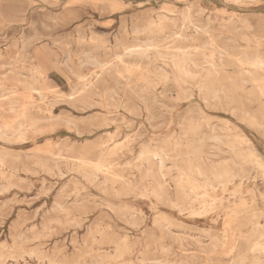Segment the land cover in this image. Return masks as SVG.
<instances>
[{"label":"rangeland","instance_id":"1","mask_svg":"<svg viewBox=\"0 0 264 264\" xmlns=\"http://www.w3.org/2000/svg\"><path fill=\"white\" fill-rule=\"evenodd\" d=\"M244 54L264 60V0H0V264H264V92ZM203 60L219 101L200 100Z\"/></svg>","mask_w":264,"mask_h":264},{"label":"bare ground","instance_id":"2","mask_svg":"<svg viewBox=\"0 0 264 264\" xmlns=\"http://www.w3.org/2000/svg\"><path fill=\"white\" fill-rule=\"evenodd\" d=\"M233 1V0H232ZM236 2H239V1H242V0H235ZM248 1V0H247ZM73 3V2H72ZM54 16V15H53ZM62 17V16H61ZM172 20H174V19H172ZM185 20V19H184ZM47 21H48V19H47ZM31 22V21H30ZM33 22V21H32ZM50 22V21H49ZM55 22V21H54ZM189 22V21H188ZM190 23V22H189ZM211 23V22H210ZM243 23L244 24H246L247 23V21L246 20H244L243 21ZM213 24V23H212ZM244 24H243V26H244ZM148 25V24H147ZM31 26V25H30ZM234 26V25H233ZM124 27V26H123ZM126 27V26H125ZM124 27V28H125ZM140 27V26H139ZM188 27V26H187ZM193 27V26H192ZM209 27V26H208ZM213 27V26H212ZM32 28H33V26H32ZM48 28V27H47ZM243 28V27H242ZM247 28V27H246ZM50 29V28H49ZM88 29V28H87ZM138 29V28H137ZM224 29V28H223ZM148 30V29H147ZM179 30V29H178ZM188 30V29H187ZM239 30V29H238ZM245 30V29H244ZM77 31V30H76ZM79 31V30H78ZM120 31H122V29L120 30ZM227 31V30H226ZM247 31V30H246ZM150 32H151V28H150ZM80 33V32H79ZM119 33V32H118ZM85 34V33H84ZM90 34V33H89ZM223 34H225V33H223ZM228 34V33H227ZM138 35V34H137ZM171 35H172V33H171ZM203 35V34H202ZM230 35V34H229ZM251 35V34H250ZM77 36H79V34L77 33ZM84 36V35H83ZM82 36V37H83ZM200 36V35H199ZM231 36V35H230ZM252 36V35H251ZM250 36V37H251ZM120 37V36H119ZM137 37V36H136ZM167 38H169L170 36H166ZM172 37V36H171ZM177 37V36H176ZM202 37H204V36H202ZM219 36H217V38H218ZM221 37V36H220ZM227 37V36H226ZM246 37V36H245ZM253 37V36H252ZM49 38V37H48ZM79 38V37H78ZM162 38V37H161ZM179 38V37H178ZM191 38V37H190ZM189 38V39H190ZM214 38V37H213ZM247 39H248V37H246ZM65 39V38H64ZM63 39V40H64ZM132 39H133V37H132ZM154 39H155V36H154ZM180 39V38H179ZM192 39V38H191ZM260 39V38H259ZM259 39H257V40H259ZM28 40V39H27ZM96 40V39H95ZM117 40V39H116ZM136 40V39H135ZM158 40V39H157ZM161 40V39H160ZM163 40H165V39H163ZM171 40V39H170ZM185 40V39H184ZM188 40V39H187ZM207 40V39H206ZM212 40H214V39H212ZM212 40H210V41H212ZM249 40V39H248ZM251 40V39H250ZM249 40V41H250ZM260 40H262V39H260ZM65 41V40H64ZM83 41H85V39L83 40ZM83 41H82V43H83ZM139 41V40H138ZM151 41V40H150ZM167 41V40H166ZM180 41V40H179ZM196 41V40H195ZM198 41V40H197ZM202 41V40H201ZM254 40H253V38H252V42H253ZM22 42H24V41H22ZM61 42H62V40H61ZM67 42H68V40H67ZM77 42V41H76ZM79 42H81V41H79ZM117 42V41H116ZM115 42V43H116ZM118 42H119V40H118ZM117 42V43H118ZM137 42V41H136ZM169 42V41H168ZM184 42H186V41H184ZM194 42V41H193ZM204 42V41H203ZM208 42H209V40H208ZM228 43H229V41H227ZM242 42H243V40H242ZM257 42V41H256ZM21 43V42H20ZM70 43H71V41H70ZM78 43V42H77ZM97 43V42H96ZM139 43V42H138ZM144 43V42H143ZM142 43V44H143ZM165 43V42H164ZM241 43V42H240ZM86 45V43L84 42L83 43V45ZM152 44V43H151ZM213 44V43H212ZM242 44V43H241ZM249 44V43H248ZM256 44V43H255ZM260 44V43H259ZM79 45V44H78ZM118 45V44H117ZM126 45V44H125ZM128 45V44H127ZM127 45H126V47H127ZM172 45V44H171ZM129 46V45H128ZM140 46H143V45H140ZM161 45H159V46H156V47H160ZM170 46V45H169ZM169 46H166V47H169ZM172 46H174V45H172ZM172 46H170V47H172ZM195 46V45H194ZM199 46V45H198ZM201 46V45H200ZM21 47V46H20ZM87 47H88V45H87ZM86 47V48H87ZM122 47V46H121ZM137 47H139V45L137 46ZM147 47V46H146ZM150 47V46H149ZM175 47V46H174ZM204 47H205V45H204ZM98 48V47H97ZM129 48H130V46H129ZM151 48V47H150ZM199 48V47H198ZM201 48V47H200ZM212 47H210V49H211ZM215 48V47H214ZM218 48V47H217ZM114 49H117V48H114ZM113 49V50H114ZM119 49V48H118ZM124 49H126L125 47H124ZM128 49V48H127ZM142 49V51L144 50L143 48H141ZM157 49V48H156ZM155 49V50H156ZM166 49V48H165ZM167 49H169V48H167ZM176 49V48H175ZM192 49V48H191ZM195 49V48H194ZM206 49V48H205ZM225 49V48H224ZM228 49H229V46H228ZM77 50V49H76ZM75 50V51H76ZM132 50V49H131ZM136 50V49H135ZM147 50V49H146ZM153 50V49H152ZM159 50V49H158ZM158 50H156V51H158ZM177 50V49H176ZM178 50H179V48H178ZM185 50H187V49H185ZM199 50V49H198ZM215 50H216V48H215ZM214 50V51H215ZM223 50V49H222ZM254 50V49H253ZM69 51V50H68ZM109 51V50H108ZM111 51V50H110ZM115 51V50H114ZM128 51V50H127ZM141 51V50H140ZM141 51V52H142ZM148 51H149V48H148ZM160 51V50H159ZM161 51H163L162 49H161ZM164 51H166V50H164ZM173 51H175V50H172V52ZM179 51H181V50H179ZM196 51H197V49H196ZM203 51V50H202ZM211 51H213V48H212V50ZM211 51H210V53H211ZM213 51V52H214ZM226 51V50H225ZM124 52V51H123ZM126 52V51H125ZM129 52H131V51H129ZM135 52H137V51H135ZM139 52V51H138ZM167 52V51H166ZM176 52H178V51H176ZM175 52V53H176ZM197 52H199V51H197ZM212 52V53H213ZM221 52H223V51H221ZM220 52V53H221ZM68 53V52H67ZM67 53L65 52V54L64 55H67ZM82 53V52H81ZM80 53V54H81ZM86 53V52H85ZM107 53V52H106ZM114 53H116V52H114ZM127 53V52H126ZM182 53V52H181ZM191 53H192V51H191ZM193 53H195V52H193ZM219 52H218V54H220ZM228 53V52H227ZM75 54H77V52L75 53ZM79 54V55H80ZM104 54H105V52H104ZM129 54V53H128ZM132 54V53H131ZM146 54V53H145ZM158 54V53H157ZM185 54V56H186V54H187V52L186 53H184ZM197 54V53H196ZM200 54V53H199ZM241 54V53H240ZM78 55V54H77ZM76 55V56H77ZM82 55V54H81ZM89 55V54H88ZM115 55V54H114ZM144 55V54H143ZM158 55H160L161 56V54H158ZM167 55H168V53H167ZM183 55V54H182ZM209 55V54H208ZM212 55V54H211ZM223 55V54H222ZM85 56L87 57V58H89L86 54H85ZM103 56V55H102ZM105 56H107V55H105ZM119 56V55H118ZM123 56V55H122ZM121 56V57H122ZM145 56V55H144ZM175 56V55H174ZM181 56V55H180ZM188 56H190V54L188 55ZM192 57H193V55H191ZM190 56V57H191ZM197 56H198V54H197ZM202 56V55H201ZM78 57V56H77ZM81 57V56H80ZM79 57V58H80ZM124 57V56H123ZM125 57H127V55L125 54ZM169 57V56H168ZM171 57V56H170ZM183 57H184V55H183ZM189 57V58H190ZM195 57H196V55H195ZM210 57H212V56H210ZM69 58H70V55H69ZM115 58V57H114ZM114 58H112V59H114ZM159 58V57H158ZM175 59H176V57H174ZM174 58H172V59H174ZM204 58V57H203ZM209 58V57H208ZM219 58V57H218ZM227 57H225V59H226ZM229 58V57H228ZM227 58V59H228ZM231 58H234V57H232L231 56ZM237 58V57H236ZM239 58V57H238ZM81 59V58H80ZM91 59H93V58H91ZM116 59V58H115ZM160 59V58H159ZM184 59H185V57H184ZM191 59V58H190ZM195 60H196V58H194ZM220 59V58H219ZM218 59V60H219ZM223 59V58H222ZM88 60V59H87ZM87 60H85V61H87ZM90 60V59H89ZM121 60H122V58H121ZM153 60V59H152ZM177 60H179L178 58H177ZM186 60H189V59H185L184 60V62H182V64H183V66H182V70H183V73L185 74V75H187V76H189V75H191V76H195V75H197V74H201L200 72H195V71H193V70H191V69H189V67L187 66V61ZM198 60V59H197ZM205 60V59H204ZM203 60V61H204ZM208 60V59H207ZM69 61H71V60H69ZM68 61V62H69ZM93 61V60H92ZM92 61H90V62H92ZM98 61V60H97ZM96 61V62H97ZM109 61V60H108ZM174 61V60H173ZM215 61V60H214ZM222 61V60H221ZM74 62V61H73ZM122 62V61H121ZM175 62H177L176 60H175ZM179 62H181L180 60H179ZM190 62V61H189ZM205 62V64L206 65H208V69H206V71H207V75L208 76H211L213 79H212V82L213 83H211L209 86H208V89H207V94H205L206 95V97L205 98H202V97H200L201 99V101L203 100V101H205V102H208V101H206L207 99L206 98H208V99H210L211 101L210 102H212V100L213 101H219L220 100V96H219V94H220V92H221V89H219L218 87H217V85L215 84V78H216V76H217V74H218V68L219 67H217V65H215L214 64V62H211V61H204ZM236 62H237V64L241 67V69H242V71L240 70V68H238L241 72H242V74L244 75V76H247L248 78H244L243 80H242V84L244 85V84H247V83H251V85H252V88L254 89H257V90H259L260 91V93H262L263 94V92H264V85L262 84L261 85V83H262V81L264 80V78H259V77H257V75H256V72L258 71V70H260V71H263L264 70V60H262V56H260L259 54H256V55H254L252 58H249L248 56H247V54H244L243 56H242V58L240 59V60H236ZM78 63H79V61H78ZM100 63V62H99ZM98 63V65H96V64H94V65H96V67H99L100 66V64ZM142 63V62H141ZM191 63H193V61H191ZM198 63V62H197ZM219 63V62H218ZM81 64H82V62H81ZM92 64V63H91ZM146 64V63H145ZM144 64V65H145ZM147 64H149V63H147ZM204 64V63H203ZM80 65V64H79ZM106 65V64H105ZM139 65V64H138ZM172 65V64H171ZM198 65V64H197ZM201 65V64H200ZM220 65V64H219ZM235 65V64H234ZM66 66V65H65ZM83 66V65H82ZM81 66V67H82ZM104 66V65H103ZM130 66V65H129ZM156 66V65H155ZM194 66V65H193ZM192 66V67H193ZM202 66V65H201ZM223 66V65H222ZM95 67V66H94ZM95 67V68H96ZM118 67V66H117ZM135 67H138V66H135ZM157 67V66H156ZM188 67V68H187ZM197 68H199L198 66H196ZM244 67H247L248 69H245ZM83 68V67H82ZM87 68V67H86ZM89 68V67H88ZM115 68V67H114ZM124 68V67H123ZM147 68V67H146ZM161 68V67H160ZM196 68V69H197ZM107 69V68H106ZM110 69V68H109ZM137 69V68H136ZM156 69V68H155ZM105 70V69H104ZM124 70V69H123ZM148 70V69H147ZM73 71V70H72ZM82 71V70H81ZM114 72L116 71V70H113ZM124 71H126V70H124ZM130 71V70H129ZM146 71V70H145ZM153 71V70H152ZM151 71V72H152ZM159 71H161V70H159ZM223 71V70H222ZM134 72V71H133ZM75 73V72H74ZM95 73V72H94ZM93 73V74H94ZM106 73V72H105ZM128 73V72H127ZM135 73H137V72H135ZM154 73H156V72H154ZM17 74V73H16ZM110 74V73H109ZM118 74V73H117ZM122 74V73H121ZM126 74V73H125ZM131 74V73H130ZM133 74V73H132ZM139 74H141V73H139ZM146 74H148V72L146 73ZM242 74H241V76H242ZM72 75V74H71ZM75 75H77V74H75ZM127 75V74H126ZM156 75V74H155ZM159 75V74H158ZM226 75H228V74H226ZM7 76V75H6ZM22 76V75H21ZM78 76V75H77ZM76 76V77H77ZM80 76V75H79ZM122 76V75H121ZM144 76V75H143ZM235 76V75H234ZM243 76V77H244ZM81 77V76H80ZM82 77H84V76H82ZM124 77V76H123ZM126 77V76H125ZM131 77V76H130ZM142 76H140V78H141ZM155 77H159V76H155ZM167 77V76H166ZM218 77V76H217ZM240 77V76H239ZM98 78V77H97ZM100 78V77H99ZM120 78V77H119ZM122 78V77H121ZM129 78V77H128ZM161 78V77H160ZM163 78V81L165 80L164 79V77H162ZM161 78V79H162ZM169 78V77H168ZM18 79V78H17ZM94 79H96V78H94ZM135 80H137L136 78H134ZM139 79V78H138ZM80 80V79H79ZM78 80V81H79ZM81 80H82V78H81ZM98 80V79H97ZM123 80V79H122ZM130 80V78L128 79V81ZM147 80V79H146ZM218 81H219V79H217ZM216 80V82H217V84H220V83H222L221 81H220V83L218 82ZM228 80H229V78H228ZM232 79H230V81H231ZM24 81V80H23ZM26 81V80H25ZM100 81H102V80H100ZM116 81V80H115ZM150 81V80H149ZM229 81V87H230V82ZM94 82V81H93ZM105 82V81H104ZM137 82V81H136ZM151 82V81H150ZM149 82V83H150ZM88 83V82H87ZM95 83V82H94ZM97 83V82H96ZM142 83H144V82H142ZM156 83V82H155ZM233 83H235V81L233 82ZM103 84V83H102ZM105 84V83H104ZM106 84H107V82H106ZM105 84V85H106ZM128 84H130V83H128ZM83 85V84H82ZM95 85H97V84H95ZM231 85H233V84H231ZM85 86V85H84ZM83 86V87H84ZM91 86V85H90ZM89 86V87H90ZM102 86H104V85H102ZM116 86L117 87H119V84L117 85L116 84ZM127 86V85H126ZM126 86H125V88H126ZM133 86V85H132ZM136 86V85H135ZM150 86V85H149ZM154 86V85H153ZM169 86V85H168ZM219 86V85H218ZM82 87V86H81ZM88 87V88H89ZM143 87V86H142ZM141 87V88H142ZM87 88V87H86ZM85 88V89H86ZM87 88V89H88ZM114 88H115V86H114ZM122 88V87H121ZM140 88V87H139ZM146 88V87H145ZM148 88V87H147ZM165 88V87H164ZM168 88V87H167ZM75 89H76V87H75ZM74 89V90H75ZM112 89V88H111ZM118 89V88H117ZM130 89V88H129ZM149 89H151V88H148V90ZM223 90H224V88H222ZM71 90V89H70ZM93 89H91V91H92ZM101 90V89H100ZM120 90V89H119ZM142 90V89H141ZM233 90H234V88H233ZM9 91V90H8ZM72 91V90H71ZM77 91V90H76ZM97 91V90H96ZM125 91V90H124ZM134 91V90H133ZM132 91V92H133ZM150 91V90H149ZM225 91V90H224ZM223 91V92H224ZM13 92V91H12ZM93 92V91H92ZM91 92V93H92ZM117 92V91H116ZM164 92V91H163ZM163 92H162V94H163ZM76 93V92H75ZM91 93H89V94H91ZM94 93V92H93ZM108 93V92H107ZM114 93V92H113ZM135 93H136V91H135ZM259 93V94H260ZM73 94V93H72ZM77 94H78V92H77ZM115 94V93H114ZM224 94V93H223ZM223 94H221V95H223ZM236 94V93H235ZM248 94V93H247ZM136 95V94H135ZM198 95V94H197ZM106 96V94L104 95V97ZM138 96V95H137ZM199 96V95H198ZM249 96H251V95H249ZM73 97V96H72ZM72 97H69V98H72ZM93 97H96V96H93ZM116 97V96H115ZM226 97V96H225ZM74 98V97H73ZM72 98V99H73ZM114 98V97H113ZM112 98V99H113ZM72 99H69V100H72ZM104 99V98H103ZM109 99V98H108ZM229 99V98H228ZM114 100V99H113ZM119 100V99H118ZM225 100V99H224ZM143 101V100H142ZM84 102V101H83ZM108 102V101H107ZM112 102V101H111ZM129 102V101H128ZM127 102V103H128ZM224 102V101H223ZM227 102H229V101H227ZM247 102V101H246ZM78 103V102H77ZM80 103V102H79ZM86 103V102H85ZM102 103V102H101ZM134 103V102H133ZM139 103V102H138ZM157 103V102H156ZM155 103V104H156ZM197 104V107H201V105H200V103H196ZM232 104V103H231ZM112 105H113V103H112ZM111 105V106H112ZM146 105V104H145ZM144 105V106H145ZM204 105V104H203ZM226 105V104H225ZM106 106V105H105ZM110 106V107H111ZM124 107H125V105H123ZM152 106V105H151ZM218 106V105H217ZM232 106V105H231ZM76 107V106H75ZM119 107V106H118ZM131 108H132V106H130ZM137 108H138V106H136ZM146 107V106H145ZM219 107H220V105H219ZM21 108H23V106L21 107ZM80 108V107H79ZM103 108V107H102ZM228 108V107H227ZM109 109V108H108ZM143 109H145V108H143ZM146 110V109H145ZM144 110V111H145ZM81 111V110H80ZM131 111H132V109H131ZM131 111H130V113H131ZM137 112V111H136ZM135 112V113H136ZM233 112V111H232ZM235 112V111H234ZM147 113V112H146ZM187 113V112H186ZM237 113V112H236ZM53 113H51V115H52ZM158 114V113H157ZM192 114V113H191ZM134 115H136V114H134ZM139 115H140V113H139ZM139 115H137V116H139ZM246 115H248V114H246ZM22 116V115H21ZM150 116V115H149ZM153 116V115H152ZM188 116V115H187ZM57 119V118H56ZM86 119V118H85ZM84 119V120H85ZM104 119V118H103ZM213 119V118H212ZM250 119H251V117H250ZM72 120V119H71ZM83 120V121H84ZM87 120V119H86ZM122 120H124V119H122ZM154 120V119H153ZM253 120H254V118H253ZM263 120V119H262ZM73 121H74V118H73ZM72 121V122H73ZM82 121V120H81ZM88 121V120H87ZM87 121H85V122H87ZM152 121V120H151ZM12 122V121H11ZM123 122V121H122ZM153 122H156V121H153ZM68 123V122H67ZM75 123H76V121H75ZM74 123V124H75ZM80 123H82V122H80ZM84 123V122H83ZM123 123H125V122H123ZM148 123H149V121H148ZM190 123V122H189ZM259 123H261V122H259ZM263 123V122H262ZM8 124V123H7ZM70 124V123H69ZM129 124V123H128ZM207 124V123H206ZM66 125H68V124H66ZM76 125V124H75ZM102 125V124H101ZM130 125V124H129ZM183 125V124H182ZM70 126V125H69ZM78 126V125H77ZM150 126V125H149ZM211 126V125H210ZM93 127V126H92ZM107 127H108V125H107ZM159 127V126H158ZM179 127V126H178ZM77 128V127H76ZM129 128H130V126H129ZM153 128V127H152ZM167 128V127H166ZM228 128H230V127H228ZM182 130V129H181ZM185 129H183V131H184ZM183 131H181V134H182V132ZM216 131V130H215ZM211 132V131H210ZM184 133H185V131H184ZM187 133V132H186ZM200 134V133H199ZM109 135V134H108ZM184 135V134H183ZM206 135V134H205ZM237 135V134H236ZM106 136H107V134H106ZM114 136V135H113ZM112 136V137H113ZM189 136H190V134H189ZM195 136V135H194ZM228 137H229V135H227ZM183 137V136H182ZM212 137V136H211ZM128 138V137H127ZM206 138V137H205ZM204 138V139H205ZM210 138V137H209ZM221 138V137H220ZM112 139V138H111ZM180 139V138H179ZM193 139V138H192ZM191 139V140H192ZM208 139V138H207ZM5 140V139H4ZM203 140V139H202ZM109 141V140H108ZM183 141V140H182ZM195 141V140H194ZM204 141V140H203ZM219 141V140H218ZM77 142V141H76ZM220 142V141H219ZM198 143V142H197ZM203 143V142H202ZM114 144V143H113ZM119 144V143H118ZM120 144H121V142H120ZM199 144H201V143H199ZM205 144V143H204ZM207 144V143H206ZM165 145V144H164ZM187 145V144H186ZM116 146H118V145H116ZM116 146H114V148L116 147ZM224 146V145H223ZM152 147V146H151ZM164 147V146H163ZM177 147V146H176ZM202 147V146H201ZM232 147V146H231ZM239 147V146H238ZM200 148V147H199ZM198 148V149H199ZM237 148V147H236ZM235 147H233L232 149H235L234 151L236 152V154L237 155H239L238 154V149H236ZM111 149V148H110ZM113 149V148H112ZM162 149V148H161ZM173 149H175V148H173ZM189 149V148H188ZM196 149V148H195ZM194 149V150H195ZM219 149V148H218ZM156 151V150H155ZM162 151V150H161ZM219 151V150H218ZM221 151V150H220ZM174 152V151H173ZM167 153V152H166ZM170 153H172V152H170ZM176 153H177V151H176ZM176 153H175V155H176ZM251 153H253L252 151L250 152V154ZM182 154V153H181ZM196 154V153H195ZM3 155V154H2ZM152 155V157H155V154H151ZM160 155V154H159ZM179 155V154H178ZM145 156H147V154L145 155ZM165 156V155H164ZM248 156H249V154H248ZM252 156V155H251ZM250 156V157H251ZM151 157V158H152ZM156 157H157V155H156ZM156 157H155V159H156ZM173 157V156H172ZM180 157V156H179ZM158 158V157H157ZM188 158V157H187ZM195 158V157H194ZM146 159V158H145ZM172 159V158H171ZM176 159V158H175ZM179 159V158H178ZM259 159V158H258ZM72 160V159H71ZM177 160V159H176ZM183 160V159H182ZM208 160V159H207ZM207 160H206V162H207ZM73 161V160H72ZM71 161V162H72ZM77 161V160H76ZM150 161V160H149ZM201 161H203V160H201ZM228 161V160H227ZM226 161V162H227ZM260 161V160H259ZM143 162V161H142ZM262 162V161H261ZM81 163H84V162H81ZM89 163V162H88ZM148 163V162H147ZM182 163V162H181ZM187 163V162H186ZM196 163V162H195ZM87 164V163H86ZM85 164V165H86ZM97 164H99L98 162H97ZM200 164H201V162H200ZM228 164V163H227ZM73 165V164H72ZM88 165H91V162H90V164H88ZM92 165H93V163H92ZM94 165H96L95 163H94ZM101 165V164H100ZM132 165V164H131ZM220 165V164H219ZM264 165V164H263ZM82 166V165H81ZM125 166V165H124ZM130 166V165H129ZM128 166V167H129ZM156 166H157V168H158V170H161V168H162V160H161V157H160V161L158 162V163H156ZM93 167V166H92ZM110 168H111V166H109ZM113 167V166H112ZM127 167V166H126ZM72 168V167H71ZM91 168V167H90ZM174 168V167H173ZM197 168V167H196ZM101 169H102V165H101ZM163 169H165V168H163ZM92 170V169H91ZM171 170V169H170ZM169 170V171H170ZM218 170V169H217ZM93 171V170H92ZM167 171V170H166ZM219 171V170H218ZM96 172V171H95ZM160 172V171H159ZM61 173V172H60ZM86 173V172H85ZM99 173V172H98ZM102 173H104V172H102ZM101 173V174H102ZM106 173V172H105ZM105 173L103 174V175H105ZM161 173V172H160ZM83 174V173H82ZM177 174V173H176ZM92 175H93V173H92ZM109 175V174H108ZM111 176V175H110ZM162 176V175H161ZM97 177V176H96ZM112 177V176H111ZM114 177V176H113ZM116 177V176H115ZM135 177V176H134ZM92 178H93V176H92ZM118 178H120V177H118ZM122 178V177H121ZM177 178V177H176ZM124 179V178H123ZM175 179V178H174ZM185 179L187 180L188 178H186V175L184 174V173H180L179 174V176H178V178H177V180H176V183L178 184V186H180V185H182L184 182H185ZM143 183V182H142ZM102 184V183H101ZM167 184V183H166ZM74 185H76V184H74ZM77 186H78V184H77ZM234 186V185H233ZM165 186L163 185V184H160V189H162V190H165ZM168 188H170L169 187V185H168ZM77 191V190H76ZM115 191H117V190H115ZM156 194V193H155ZM116 195V194H115ZM120 195V194H119ZM208 195V194H207ZM148 196V195H147ZM199 201V200H198ZM213 201V200H212ZM101 204V203H100ZM221 206V205H220ZM107 208H109V207H107ZM164 214V213H163ZM16 216V215H15ZM157 217V216H156ZM35 218V217H34ZM159 218V217H158ZM155 219V218H154ZM160 219V218H159ZM164 221V220H163ZM260 224V223H259ZM170 225V224H169ZM251 227V226H250ZM111 229V228H110ZM26 231V230H25ZM171 231V230H170ZM189 231V230H188ZM34 232V231H33ZM49 232V231H48ZM23 234V233H22ZM176 235V234H175ZM25 236V235H24ZM177 236H178V234H177ZM179 236H181V235H179ZM46 238V237H45ZM94 238H95V236H94ZM93 239V238H92ZM96 239V238H95ZM179 239V238H178ZM25 240H27V238H25ZM39 240V239H38ZM181 240V239H180ZM225 240V239H224ZM28 241H29V239H28ZM226 241V240H225ZM30 242V241H29ZM141 242V241H140ZM23 243H27V241L26 242H24L23 241ZM64 243V242H63ZM72 243V242H71ZM74 244V243H73ZM72 244V245H73ZM256 244V243H255ZM258 244V243H257ZM55 246H56V243H55ZM214 246V245H213ZM212 246V247H213ZM5 247V246H4ZM21 247V246H20ZM44 247V246H43ZM54 247V246H53ZM52 247V248H53ZM64 247H66V245H64ZM2 248H3V245H2ZM56 248H57V246H56ZM74 248V247H73ZM119 248V247H118ZM257 248V247H256ZM4 249V248H3ZM11 249V248H10ZM33 249V248H32ZM62 249H65V248H62ZM93 249V248H92ZM162 249V248H161ZM212 249V248H211ZM264 249V248H263ZM123 250V249H122ZM23 251V250H22ZM54 251V250H53ZM52 251V252H53ZM93 251V250H92ZM119 251H120V248H119ZM134 251V250H133ZM264 251V250H263ZM262 251V252H263ZM54 252H56V253H58V251H54ZM97 252V251H96ZM95 252V253H96ZM41 253V252H40ZM39 253V254H40ZM60 253V252H59ZM62 253V252H61ZM92 253V252H91ZM232 253V252H231ZM10 254V253H9ZM30 254H32V253H29V255ZM121 254V253H120ZM233 254V253H232ZM27 255H28V253H27ZM29 255H28V257H29ZM38 255V254H37ZM45 255V254H44ZM17 256V255H16ZM32 256V255H31ZM46 256V255H45ZM53 256V255H52ZM121 256V255H120ZM18 257V256H17ZM20 257V256H19ZM58 257V256H57ZM97 257V256H96ZM109 257V256H108ZM14 258V257H13ZM8 259V258H7ZM46 259V258H45ZM55 259V258H54ZM57 259V258H56ZM55 259V260H56ZM99 259V258H98ZM101 257H100V261H101ZM137 259V258H136ZM13 260V259H12ZM20 260H23V258H20ZM50 260V259H49ZM141 260V259H140ZM162 260V259H161ZM186 260V259H185ZM43 261V260H42ZM192 261V260H191ZM242 261H244V260H242ZM38 262V261H37ZM49 262V261H48ZM153 262H155V261H151V263H153ZM78 263H79V261H78ZM82 263V262H81ZM100 263V262H99ZM141 263V262H140ZM181 263V262H180ZM187 263V262H186ZM241 263V262H240ZM1 264H3V263H1ZM6 264V263H5ZM51 264V263H50ZM54 264V263H53ZM60 264V263H59ZM75 264V263H74ZM80 264V263H79Z\"/></svg>","mask_w":264,"mask_h":264}]
</instances>
